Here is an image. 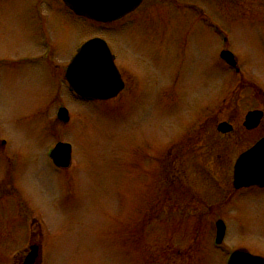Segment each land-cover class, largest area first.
<instances>
[{
    "label": "rangeland",
    "instance_id": "rangeland-1",
    "mask_svg": "<svg viewBox=\"0 0 264 264\" xmlns=\"http://www.w3.org/2000/svg\"><path fill=\"white\" fill-rule=\"evenodd\" d=\"M90 37L124 81L107 100L75 97L63 78ZM43 38L51 64L31 61ZM262 105L264 0H142L107 23L61 0H0V264H22L32 242L36 264H226L236 248L264 258V189L232 184L237 154L261 134L244 115ZM222 120L232 132L216 130ZM58 141L72 146L65 169L49 158Z\"/></svg>",
    "mask_w": 264,
    "mask_h": 264
},
{
    "label": "water",
    "instance_id": "water-1",
    "mask_svg": "<svg viewBox=\"0 0 264 264\" xmlns=\"http://www.w3.org/2000/svg\"><path fill=\"white\" fill-rule=\"evenodd\" d=\"M76 14L100 22L119 19L134 10L142 0H62ZM220 57L229 65L235 66L234 54L223 49ZM65 78L68 87L81 98L109 99L115 97L123 88V81L114 63L105 40L93 37L85 41L71 58L66 67ZM263 115L262 110L246 112L243 124L247 128L255 127ZM57 118L68 121V111L60 107ZM220 132H228L232 125L220 121L216 126ZM50 157L57 167L66 168L71 163V144L58 141L50 151ZM264 186V136L254 145L243 151L233 165V186L235 188L250 185ZM225 234V224L221 218L215 221V243L220 244ZM37 255V246H31L24 259V264H31ZM227 264H264L263 257L243 249L233 250Z\"/></svg>",
    "mask_w": 264,
    "mask_h": 264
},
{
    "label": "flooded vegetation",
    "instance_id": "flooded-vegetation-1",
    "mask_svg": "<svg viewBox=\"0 0 264 264\" xmlns=\"http://www.w3.org/2000/svg\"><path fill=\"white\" fill-rule=\"evenodd\" d=\"M65 8L69 12L75 14L68 7L65 6ZM37 16H38V18L40 20L39 23L40 24H43V16H42V13L38 14ZM79 45L80 44H76V45L73 46L74 49L72 50L71 53H69L70 55H69V58H68L67 61H69L71 59V57L75 54L76 49L78 48ZM39 47L42 48V49L40 51H38V54H37L36 58L34 60H31V61L37 60V61H42V62H44L46 64H48V63L51 64V59L50 58L53 56V54L57 53L56 52V50H57L56 49V46H54L53 44H51L48 38H43V39L40 40V42L39 41L37 42V48H39ZM65 70H66V67L64 68V71H63V78L64 79H65ZM234 70H235L236 73H239L240 72L239 69H236V67L234 68ZM71 93L73 94V96L78 97L73 92H71ZM61 106H63V105H61ZM253 109H261L262 112H263V115H262L261 119L259 120L258 124L255 127L247 128L246 126H244V124L242 122V126H243L244 130H247L248 132H255V131H257V132H260L261 134L258 135L257 137H255L254 140L251 142V144L249 146H247L246 148H244L243 150H241L237 155H239L242 151H244L245 149H247L248 147H250L251 145H253L258 139H260L261 137L264 136V106L262 105L261 108H253ZM233 128H234V126L232 124L231 130L228 131V132H226V133L232 132ZM4 143H5V141L4 140H1L0 144H4ZM250 187H254L256 189H264V186L263 187H260V186L254 185V186H250ZM239 189H242V188H239ZM31 246H37V255H36L35 259H34V262L31 263V264H36V262L40 258V245L38 243H35V242L30 243L29 246H28V248H27V253L30 251ZM27 253L24 254V256H23V262H22V264H24V259H25V256L27 255Z\"/></svg>",
    "mask_w": 264,
    "mask_h": 264
}]
</instances>
